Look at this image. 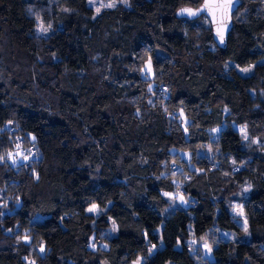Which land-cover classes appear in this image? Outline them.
I'll list each match as a JSON object with an SVG mask.
<instances>
[{
  "label": "trees",
  "instance_id": "trees-1",
  "mask_svg": "<svg viewBox=\"0 0 264 264\" xmlns=\"http://www.w3.org/2000/svg\"><path fill=\"white\" fill-rule=\"evenodd\" d=\"M202 1L129 0L96 15L88 0H0V190L12 199L0 264H200L193 237L242 235L235 201L250 237L220 240L208 264H264V147L253 144L264 131V0H241L224 48L206 16H179ZM145 53L165 59L152 101ZM201 145L219 159L197 164ZM178 187L189 203L172 208Z\"/></svg>",
  "mask_w": 264,
  "mask_h": 264
},
{
  "label": "rangeland",
  "instance_id": "rangeland-1",
  "mask_svg": "<svg viewBox=\"0 0 264 264\" xmlns=\"http://www.w3.org/2000/svg\"><path fill=\"white\" fill-rule=\"evenodd\" d=\"M245 2H248L250 0H244ZM89 5L93 7L96 15L99 14L102 10L106 8H113L120 5H129V0H88ZM113 5L112 7H107L106 5ZM99 9V11H97ZM37 26V34L42 37H47L51 31L52 28L45 25L41 20L38 21ZM42 28H46L47 31H42ZM161 61H165L164 57H162ZM163 62H154V56L148 53L143 54L142 62H140V73L142 78L147 82V93L149 101H152L155 98V95L162 96L159 92V88L163 86L164 84H160L157 87V94L154 93L156 84L159 82V75L162 72V64ZM249 68L250 70L247 72L242 71V69ZM253 66H246L244 68H238V70L243 75H249L252 72ZM167 88H169L168 85H165ZM175 118L180 122V125L182 127L183 132L185 135H188L189 128L194 124L190 117H188L184 110L181 108L177 110L174 114ZM189 127V128H188ZM241 131H244L246 126H237ZM187 137V136H186ZM264 131L260 134V137H257L254 139L253 144L256 146L264 147ZM195 153V160L198 162H205L204 164H207L208 162H214V160H218L217 157L218 151L216 147L211 145H201L197 147ZM181 155L185 156L188 160V164L191 167H194L200 171L199 165H196L195 162L191 160L190 153H181ZM10 160H12L15 163H19L22 161L23 157L17 153L12 154L9 156ZM24 160V159H23ZM191 160V161H190ZM232 162V161H231ZM250 191V186L242 187L241 192L242 195L245 197L248 195ZM168 197L171 207L175 208L176 206L179 207H186L189 203L187 200V197L182 193L181 187L177 188V190L174 193H168L166 194ZM15 200V199H14ZM8 202H12L11 197L6 196L3 192V190H0V207L2 212H0V217H2L5 213L9 211V207L7 206ZM232 214L235 217L236 221L239 223V225L243 228V233L241 236H236L230 231L225 230H217L214 232V234L206 237H200L196 238L193 237L190 241V248H192V251L195 252L196 259L200 264H208L209 261L214 259V247L218 245L220 240L223 241H229L233 242L237 239L239 240H248L250 237L249 227H248V219L247 215L245 213L243 204L241 202L235 201L232 205ZM246 229V230H245ZM25 235L22 236L23 240L26 241H34V244L39 249L40 252H44V246L41 244V239L38 236L37 233L32 231L31 229H25L23 231ZM116 233V224L112 221V224L106 232L103 233V240L101 241L100 245L101 247H107V239L114 236ZM34 264V263H33Z\"/></svg>",
  "mask_w": 264,
  "mask_h": 264
},
{
  "label": "water",
  "instance_id": "water-1",
  "mask_svg": "<svg viewBox=\"0 0 264 264\" xmlns=\"http://www.w3.org/2000/svg\"><path fill=\"white\" fill-rule=\"evenodd\" d=\"M229 0H203L202 3L194 8H183L179 11V16H183L189 20H195L201 16H206L212 26L215 42L220 47H226L229 33L233 28V15L241 5L233 3L231 7H227ZM195 13L191 15L189 13Z\"/></svg>",
  "mask_w": 264,
  "mask_h": 264
},
{
  "label": "built area",
  "instance_id": "built-area-1",
  "mask_svg": "<svg viewBox=\"0 0 264 264\" xmlns=\"http://www.w3.org/2000/svg\"><path fill=\"white\" fill-rule=\"evenodd\" d=\"M160 91L164 92V88H161ZM24 152H25L27 160L32 164L33 162L31 161V156L34 155L36 152L35 147L30 146L27 150H24ZM244 167H245L244 165H238V166H236V170L240 171V170L244 169Z\"/></svg>",
  "mask_w": 264,
  "mask_h": 264
},
{
  "label": "snow or ice",
  "instance_id": "snow-or-ice-1",
  "mask_svg": "<svg viewBox=\"0 0 264 264\" xmlns=\"http://www.w3.org/2000/svg\"><path fill=\"white\" fill-rule=\"evenodd\" d=\"M232 3H233V0H229V4L227 5V7H231ZM235 3H239V0H235ZM106 6L107 7H112L113 5L109 4V5H106ZM97 11H99V9H97ZM189 14L195 15V13H191V12ZM42 31H45L46 32L47 29L46 28H42ZM249 70H250L249 68L242 69V71H244V72H247Z\"/></svg>",
  "mask_w": 264,
  "mask_h": 264
}]
</instances>
